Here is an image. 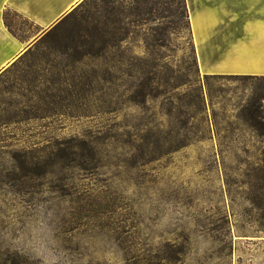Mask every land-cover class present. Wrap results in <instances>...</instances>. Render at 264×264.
<instances>
[{
	"label": "rangeland",
	"instance_id": "1",
	"mask_svg": "<svg viewBox=\"0 0 264 264\" xmlns=\"http://www.w3.org/2000/svg\"><path fill=\"white\" fill-rule=\"evenodd\" d=\"M168 1L6 12L0 264H264V76L201 72ZM97 22L106 56L80 57Z\"/></svg>",
	"mask_w": 264,
	"mask_h": 264
},
{
	"label": "crops",
	"instance_id": "2",
	"mask_svg": "<svg viewBox=\"0 0 264 264\" xmlns=\"http://www.w3.org/2000/svg\"><path fill=\"white\" fill-rule=\"evenodd\" d=\"M84 0H0V74L28 48L6 20L12 11L40 28L58 22ZM201 72L264 76V0H185Z\"/></svg>",
	"mask_w": 264,
	"mask_h": 264
},
{
	"label": "trees",
	"instance_id": "3",
	"mask_svg": "<svg viewBox=\"0 0 264 264\" xmlns=\"http://www.w3.org/2000/svg\"><path fill=\"white\" fill-rule=\"evenodd\" d=\"M86 0H84L82 3H84ZM166 2H172V1H168L166 0ZM81 3V4H82ZM181 15L183 17L184 20H187L188 25L190 26V22H189V13H188V8L186 7V2L185 0H181ZM80 4V5H81ZM148 7H143V11L141 10L140 15H145L150 13V9H147ZM167 10H171L170 7H166ZM73 13V11L71 12ZM70 13V14H71ZM172 14V13H171ZM87 48L86 50H84L83 52L80 53V57H91V58H95V59H103L106 56V53L109 49V45H110V40L108 38V35L106 33V30L101 26L100 22H97L94 25V28L92 30V32L89 34V42L87 44ZM195 63L198 66V61L197 58L195 57ZM199 69V66H198ZM200 70V69H199ZM176 82L171 84V88L173 90L175 89H179L181 87H183L184 85L188 84V80H186V77L183 79V77H175ZM146 88V87H145ZM67 154L64 152L63 156H60L61 158H68L66 157Z\"/></svg>",
	"mask_w": 264,
	"mask_h": 264
}]
</instances>
